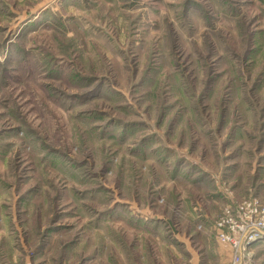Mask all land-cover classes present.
I'll return each instance as SVG.
<instances>
[{
    "label": "rangeland",
    "instance_id": "rangeland-1",
    "mask_svg": "<svg viewBox=\"0 0 264 264\" xmlns=\"http://www.w3.org/2000/svg\"><path fill=\"white\" fill-rule=\"evenodd\" d=\"M254 202L264 0H0V264H230Z\"/></svg>",
    "mask_w": 264,
    "mask_h": 264
},
{
    "label": "built area",
    "instance_id": "built-area-1",
    "mask_svg": "<svg viewBox=\"0 0 264 264\" xmlns=\"http://www.w3.org/2000/svg\"><path fill=\"white\" fill-rule=\"evenodd\" d=\"M250 209V217L241 219L237 226L238 237L231 239L223 237V242L231 243L234 250V258L230 264H241L247 247L258 240L264 241V206L257 202L247 206Z\"/></svg>",
    "mask_w": 264,
    "mask_h": 264
},
{
    "label": "crops",
    "instance_id": "crops-1",
    "mask_svg": "<svg viewBox=\"0 0 264 264\" xmlns=\"http://www.w3.org/2000/svg\"><path fill=\"white\" fill-rule=\"evenodd\" d=\"M223 248H225V247H223ZM223 252V255H226V257L228 258V256H229V252H227L226 250H220V253H222ZM224 252H226L225 254H224Z\"/></svg>",
    "mask_w": 264,
    "mask_h": 264
}]
</instances>
